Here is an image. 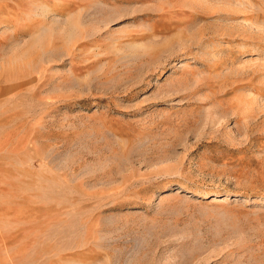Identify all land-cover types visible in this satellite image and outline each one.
<instances>
[{
	"label": "rangeland",
	"instance_id": "374dc122",
	"mask_svg": "<svg viewBox=\"0 0 264 264\" xmlns=\"http://www.w3.org/2000/svg\"><path fill=\"white\" fill-rule=\"evenodd\" d=\"M0 264H264V0H0Z\"/></svg>",
	"mask_w": 264,
	"mask_h": 264
}]
</instances>
